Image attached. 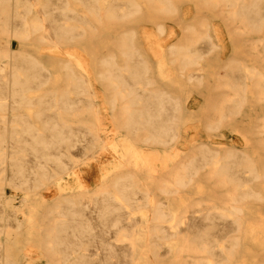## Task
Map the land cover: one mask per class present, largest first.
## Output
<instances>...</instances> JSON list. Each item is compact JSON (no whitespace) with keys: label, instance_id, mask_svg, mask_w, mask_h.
<instances>
[{"label":"bare ground","instance_id":"1","mask_svg":"<svg viewBox=\"0 0 264 264\" xmlns=\"http://www.w3.org/2000/svg\"><path fill=\"white\" fill-rule=\"evenodd\" d=\"M192 1L162 78L128 24L177 16L181 0H0V264H26L28 244L49 264H264V0ZM215 17L233 42L227 58ZM72 43L90 51L93 74L38 49ZM190 88L213 91L198 113L207 132L237 123L245 146L194 144L158 169L148 156L177 150L178 91ZM102 96L132 138L122 152L104 138ZM134 142L151 154L144 166ZM100 149L118 165L90 186L82 167ZM70 176L76 187L43 195ZM6 187L23 192V207Z\"/></svg>","mask_w":264,"mask_h":264},{"label":"rangeland","instance_id":"2","mask_svg":"<svg viewBox=\"0 0 264 264\" xmlns=\"http://www.w3.org/2000/svg\"><path fill=\"white\" fill-rule=\"evenodd\" d=\"M181 8L179 10V15L175 16H163L155 15L151 17L138 18V20L129 23V26H134L140 31L143 37V44L147 46L152 57L157 61L158 74L162 78H166L167 71L174 69L168 60V54L166 50L173 45L177 39L183 35V26L187 21H190L196 14V9L194 2L192 0H181ZM156 23H162L164 25V31L159 33L156 29ZM213 27L218 33L219 37L222 38V51L221 56L227 58L233 52V42L228 37L226 26L222 23L219 17H215L212 21ZM150 35V38L146 34ZM152 35V36H151ZM11 46L14 50H18L22 47L21 43L18 41H12ZM28 46V45H27ZM23 48V47H22ZM43 54L51 55L58 59L67 58L68 55L78 58L81 63L84 64L86 69L93 74V67L91 62L90 51L78 44H68L63 47H52L42 44L38 48ZM178 92H183L184 95L181 96L184 106L187 109L186 121L183 125V135L179 143L176 145L177 150L173 148L157 147L153 148V152L158 156H148L152 159L151 163L158 169H164L166 165L171 164L174 161V157L177 156L178 152L181 154L192 148L194 144L205 143L211 147H225V146H235L242 148L245 146V141L242 135V131L238 128L237 123H230L224 126L222 129L217 131V133H208L202 116L198 113L205 109L206 107V95L213 92L207 89H181ZM101 98V109L102 117L105 124L104 138L116 141L120 152L123 151L121 141L130 142V138L122 130L117 129L111 118V113L108 105L104 101V97ZM259 108V107H258ZM252 117L255 115V111H249ZM248 117V116H247ZM240 120L239 124L244 125L248 121ZM137 146L135 149L138 153L137 159L139 163L144 166V157L141 156L142 152L150 154L148 148L140 142H134ZM120 144V145H119ZM150 151V150H149ZM151 155V154H150ZM126 160V159H125ZM118 162H116L113 156H110L105 150L100 149L97 151L96 156L92 161L86 163L82 167V172L85 179L88 181L90 186L98 184L105 176H108L111 172L115 170ZM66 183L69 187H76L78 180L74 176H70L65 179L62 183H54L51 187H48L45 191L43 190V195L52 201L59 194L61 187ZM5 193L9 196L15 198V203L19 207L24 206L23 197L24 194L21 191L14 190L11 187H6ZM48 201V202H49ZM24 263L31 261L32 264H49L46 259L41 255L40 250L31 244L27 245L24 250Z\"/></svg>","mask_w":264,"mask_h":264}]
</instances>
